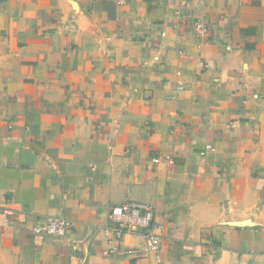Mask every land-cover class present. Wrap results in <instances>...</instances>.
Here are the masks:
<instances>
[{"label": "crops", "instance_id": "obj_1", "mask_svg": "<svg viewBox=\"0 0 264 264\" xmlns=\"http://www.w3.org/2000/svg\"><path fill=\"white\" fill-rule=\"evenodd\" d=\"M0 264H264V0H0Z\"/></svg>", "mask_w": 264, "mask_h": 264}, {"label": "built area", "instance_id": "obj_2", "mask_svg": "<svg viewBox=\"0 0 264 264\" xmlns=\"http://www.w3.org/2000/svg\"><path fill=\"white\" fill-rule=\"evenodd\" d=\"M122 6L129 0H107ZM179 17L180 14L178 13ZM194 28L199 35L205 32V25L201 21L194 23ZM169 163L170 159L167 158ZM156 163L159 160H155ZM4 213L13 216V211L5 209ZM110 226L104 229V234L111 242H119L125 235H138L147 253H155L160 249L162 225L155 222L154 207L148 203H125L113 206L109 211ZM72 221L59 218H51L44 224L33 227L36 235H52L64 237L74 227Z\"/></svg>", "mask_w": 264, "mask_h": 264}]
</instances>
